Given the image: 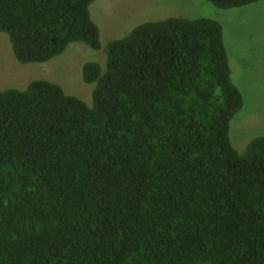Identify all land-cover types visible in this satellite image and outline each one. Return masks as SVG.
<instances>
[{
	"label": "trees",
	"instance_id": "1",
	"mask_svg": "<svg viewBox=\"0 0 264 264\" xmlns=\"http://www.w3.org/2000/svg\"><path fill=\"white\" fill-rule=\"evenodd\" d=\"M95 1L0 0V32L20 64L99 50ZM82 77L91 105L47 79L0 89V264H264V135L232 141L221 22L145 21Z\"/></svg>",
	"mask_w": 264,
	"mask_h": 264
},
{
	"label": "rangeland",
	"instance_id": "2",
	"mask_svg": "<svg viewBox=\"0 0 264 264\" xmlns=\"http://www.w3.org/2000/svg\"><path fill=\"white\" fill-rule=\"evenodd\" d=\"M90 12L100 28L101 49L76 42L44 63L20 64L8 36L0 32V89H22L31 80L47 79L91 105L94 85L84 82L83 65L89 60L104 63L111 39L126 35L145 21L209 17L223 25L232 78L244 98L242 109L231 122L234 146L242 152L253 137L264 135V0L231 9L217 8L207 0H96Z\"/></svg>",
	"mask_w": 264,
	"mask_h": 264
}]
</instances>
